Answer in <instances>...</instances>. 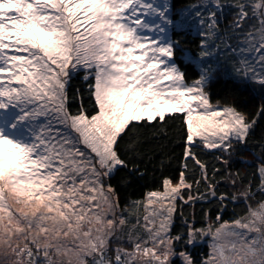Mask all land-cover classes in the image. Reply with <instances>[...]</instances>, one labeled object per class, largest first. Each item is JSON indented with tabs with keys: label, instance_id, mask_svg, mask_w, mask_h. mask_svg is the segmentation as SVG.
Returning a JSON list of instances; mask_svg holds the SVG:
<instances>
[{
	"label": "snow or ice",
	"instance_id": "obj_1",
	"mask_svg": "<svg viewBox=\"0 0 264 264\" xmlns=\"http://www.w3.org/2000/svg\"><path fill=\"white\" fill-rule=\"evenodd\" d=\"M193 10L206 66L189 82L175 60L180 41L169 29L181 25L168 0H0V264H197L188 246L205 238L199 264H264V162L248 177H220L235 188L220 202H243L242 214L205 213V225L185 219L186 232L172 234L178 201L217 196L219 170L209 176L196 140L230 157L256 123L234 104L211 102L205 58L222 52L237 75L264 86V0H201L177 15ZM79 71L92 81L91 113L82 100L69 109ZM177 114L186 125L178 181L165 177L163 190L122 208L107 182L127 166L119 141L133 122ZM189 159L200 173L191 183Z\"/></svg>",
	"mask_w": 264,
	"mask_h": 264
},
{
	"label": "trees",
	"instance_id": "obj_2",
	"mask_svg": "<svg viewBox=\"0 0 264 264\" xmlns=\"http://www.w3.org/2000/svg\"><path fill=\"white\" fill-rule=\"evenodd\" d=\"M196 1L199 0H172V5L178 10ZM228 19H231V16H228L224 22L226 23ZM173 37L180 41L176 50L177 59L186 74V79H196L199 68L190 60L188 54L199 53L201 40L199 33L193 32L190 28L179 29L174 31ZM224 74L218 76L213 82L210 81L207 86V88L210 87V98L214 102L234 104L240 111L253 116L256 123L246 143L236 145L230 157L221 153L219 149L204 148L198 139L196 140L192 150L203 162H206L209 176H212L213 168L219 170L216 174L217 196L209 195L206 199L195 201L194 204L179 201L173 219L172 233L174 235L186 232L185 219L199 228L207 222L205 213L212 218L219 213L225 221L242 214L245 208L243 202H232L230 199L220 202V193L231 194L235 191L229 180H222L220 177L230 171L240 172L248 177L254 173L261 162H264V114L259 113L260 106L264 104V86L233 74L231 66L227 67ZM84 75L82 71H79L70 81L69 109L72 112L79 108L81 100L89 113L92 111L94 101L88 90V84L92 81L91 79L85 81ZM77 90H79L78 95ZM133 124L136 126H130L127 135L123 136L118 145L119 154L127 166L118 167L107 181L115 189L122 207L129 205L131 201L143 199L149 191L162 190L161 182L165 177L171 178L174 182L178 181L186 147V125L182 122V114L166 117L162 122L153 121L147 126H145L146 122H133ZM129 148H134V151H130ZM218 156L228 159L229 163L225 165L222 160L216 159ZM188 167L186 179L191 183L200 173L198 166L194 173L191 171L193 168L191 159L188 160ZM253 187L255 189V181ZM188 191L185 189V196ZM190 191L193 195H199L205 192V185L201 184L198 193L196 185L193 184ZM181 204L183 215L180 214ZM188 249H192L193 256L198 260L202 254H207L208 245L197 244L196 247H188Z\"/></svg>",
	"mask_w": 264,
	"mask_h": 264
},
{
	"label": "rangeland",
	"instance_id": "obj_3",
	"mask_svg": "<svg viewBox=\"0 0 264 264\" xmlns=\"http://www.w3.org/2000/svg\"><path fill=\"white\" fill-rule=\"evenodd\" d=\"M168 2L172 5V0H168ZM199 2H200V0L199 1H196L194 4H192V5H198L199 4ZM172 8H173V11H172V13H170V15H172V17H173V19H175V20H177V23L178 24H180L181 26L178 28V29H176V30H179V29H192V31L193 32H196V33H199V30L201 29V26L199 25V18L198 17H195V15H194V10H193V12H192V15H190V16H188L187 17V19L185 20V17L183 16V15H179V16H177L176 17V15H177V12L180 10V9H182V8H184V6L183 7H180L178 10L177 9H175L174 7H173V5H172ZM181 22H183V23H181ZM174 31L175 30H173L172 28H170L169 29V35L172 37V38H174L173 36H174ZM188 57L190 58V60H192L195 64H196V66L199 68V70H200V67L201 66H206V65H201L200 64V62H199V58H198V54L197 55H191V54H188ZM223 57V53L222 52H218V53H216V54H214L213 56H211V57H207V58H205L206 59V61H207V64H210V65H212L213 66V68H214V73H213V76H212V79H211V82H213L218 76H222L224 73H226V71H227V67L228 66H231L232 67V63L230 62V61H227V60H225V59H223L222 58ZM175 60H176V63L180 66V63H179V61H178V59H177V51L175 52ZM219 61V62H218ZM181 68V67H180ZM182 69V68H181ZM83 72V71H82ZM232 72H233V74H236L235 72H234V70H233V68H232ZM84 73V72H83ZM225 75V74H224ZM189 82H191L192 80H188ZM210 83V82H209ZM207 86H209V84L207 85ZM209 88L210 87H206V91L209 93ZM209 95H210V93H209ZM211 99V98H210ZM211 102L213 103V104H216L217 102H214L212 99H211ZM222 104V103H221ZM249 118L251 119V118H254L253 116H250L249 115ZM211 150H215V149H211ZM216 150H218V149H216ZM221 152V151H220ZM251 158V157H250ZM252 159V158H251ZM230 173H233L232 171H230ZM230 181V180H229ZM173 183H176V182H174V181H172ZM230 184H231V181L229 182ZM163 190V189H162ZM234 190H235V188H234ZM185 191V190H184ZM195 196V195H194ZM177 204L179 205V201L177 202ZM122 207V206H121ZM123 208V207H122ZM174 219V218H173ZM228 221V220H227ZM173 222H174V220H173ZM191 222H189V224H190ZM173 234V233H172ZM174 235V234H173ZM207 244L208 245V238H205L204 240H200V241H198L197 242V244ZM188 247H192V246H188ZM189 251H191L192 252V249H188ZM208 251H209V248H208ZM198 258V257H197ZM199 261H200V259L198 258V260H197V264H199ZM176 264H180V262L177 260L176 261Z\"/></svg>",
	"mask_w": 264,
	"mask_h": 264
}]
</instances>
